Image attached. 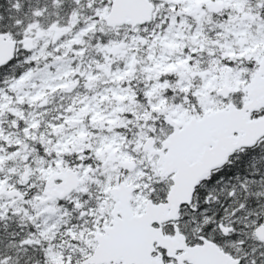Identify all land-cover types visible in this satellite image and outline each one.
<instances>
[{
	"label": "snow or ice",
	"instance_id": "obj_1",
	"mask_svg": "<svg viewBox=\"0 0 264 264\" xmlns=\"http://www.w3.org/2000/svg\"><path fill=\"white\" fill-rule=\"evenodd\" d=\"M0 264H264V0H0Z\"/></svg>",
	"mask_w": 264,
	"mask_h": 264
}]
</instances>
